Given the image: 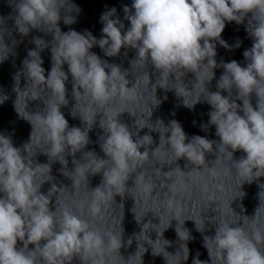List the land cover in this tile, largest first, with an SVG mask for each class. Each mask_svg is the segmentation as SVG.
Instances as JSON below:
<instances>
[{
  "label": "clouds",
  "instance_id": "9594fccd",
  "mask_svg": "<svg viewBox=\"0 0 264 264\" xmlns=\"http://www.w3.org/2000/svg\"><path fill=\"white\" fill-rule=\"evenodd\" d=\"M7 3L13 11L8 17L0 16L3 53L0 63L15 56L16 47L31 32L37 31L43 36L32 37L30 43L35 47L27 50L22 68L13 76L14 108L18 116L32 126L30 138L17 147L11 135L0 132V264H72L73 260H79L80 264H112L111 258L116 254L124 264H129L139 254L140 264H144L149 248L152 256H162L165 264H169L167 257L175 256L178 249L167 251L172 241L164 238V232L173 221L177 241L182 242L180 247L185 253L178 264H186L190 255L188 242L193 239L185 227L189 220L202 234L203 247L209 257L201 260L197 252L192 264H264V223L258 219L260 208L264 206L261 199L264 183H259L264 178V0H132L130 6H123V19L117 15L115 7L101 14L103 27L99 39L88 30L83 33L72 28L61 30V21L67 26L77 23L81 9L73 0H7ZM7 19L14 21L13 28L7 27ZM231 22L244 25L252 40L251 47L243 52L246 62L243 66L236 60L217 62L216 59L217 44L232 50L242 43L238 40L229 45L221 38L226 23ZM44 36L52 39L46 40ZM97 46L109 58L121 55L127 58L128 51H134L130 67L125 69L102 59L91 51ZM45 49L51 52V68L47 74L41 56ZM218 68L223 71L216 79ZM134 69L143 71L136 75ZM69 76L71 97L75 101L70 114L80 119L83 127H70L61 111L70 103L66 86ZM129 76L134 77V83ZM214 79L216 90L212 91L209 86ZM141 80L151 87L156 99L146 118L127 110V106L137 105L142 98ZM169 81L173 86H168ZM29 87L47 89L50 95L45 99L40 91H33L30 96L26 93V114L22 115L16 101L20 90ZM158 90L174 92L188 109L207 103L209 119L201 124V130L207 133L214 126L218 140L200 135L190 137L174 119L168 123L160 118L153 121V110L162 103ZM193 93L195 98L189 102L187 97ZM84 98L87 103L83 114L77 115V105ZM167 98L165 95L163 100ZM8 99L6 94L0 93V105ZM37 100L44 107L29 111V102ZM124 113L134 118L131 125L121 120ZM97 126L102 130L97 143L103 156L95 150H86L92 143L89 133ZM37 129L48 148L32 153L30 145ZM144 129L147 132L141 135ZM152 133L158 134V143ZM167 152L176 157L175 167L162 161L165 166L154 171L157 178L170 181L165 184L169 195L163 203L172 218L162 231L153 230L156 233L153 239V231L149 233L145 229L150 223L159 225L161 218L152 214V219L145 222L144 218L141 222L133 211L136 200L128 191L135 187L151 198L157 183L144 166L158 154ZM236 152L244 155L236 158ZM77 153L81 154L79 159ZM38 154L45 155L48 162H38ZM207 154L215 156L214 160H222L226 155L230 164L223 171L209 166ZM69 157L72 158L71 169ZM182 159L186 161L183 168L177 163ZM56 162L61 165L60 174L71 181L73 188L81 181L90 186L89 177L101 175V183L90 187L92 195L87 203L74 199L72 204L58 206L57 196L69 186L58 184L52 175V164ZM233 169L243 182L241 195L228 207L233 216H241L232 204L245 196L241 190L245 183L258 182L259 205L253 216L243 215L241 220H232L228 213L221 212L220 219L208 215L205 220L203 214L201 221L180 219L183 197L199 189L209 202L215 203L226 189L213 182L222 174H232ZM45 183L50 184L46 193L41 191ZM117 196L121 201L126 196L133 199L132 212L141 228L127 240L123 220L119 232L97 226V221L103 219L110 207L109 202H116ZM53 197L54 210L51 208ZM119 204L124 206L123 202ZM73 206L78 212L73 211ZM85 207L88 218H85ZM239 207L241 212L245 211L243 204ZM153 219L159 222L154 223ZM209 225L214 228L213 235L205 234L211 231ZM141 235L145 237L143 244ZM161 238L165 242L164 252L152 246ZM134 241L136 251L125 258L121 249L130 248Z\"/></svg>",
  "mask_w": 264,
  "mask_h": 264
}]
</instances>
